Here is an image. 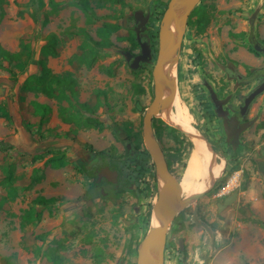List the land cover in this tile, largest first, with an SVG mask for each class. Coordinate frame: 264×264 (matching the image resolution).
I'll list each match as a JSON object with an SVG mask.
<instances>
[{
	"label": "rangeland",
	"instance_id": "obj_1",
	"mask_svg": "<svg viewBox=\"0 0 264 264\" xmlns=\"http://www.w3.org/2000/svg\"><path fill=\"white\" fill-rule=\"evenodd\" d=\"M51 1L63 6L53 12ZM74 1L0 0V45L16 53L27 44L31 53L24 71L0 69V104L10 115L0 119V141L12 144L11 150L0 152V181L3 168L12 165L19 193L2 203L5 193L0 184V257L8 259V264H116L119 259L122 264H136L137 246L153 218L158 186L143 144L142 119L153 98L159 25L171 0H122L119 4L86 0L94 20ZM199 7L209 21L203 27L201 18L189 19L177 73L178 103L171 108L174 115L162 112L153 126L178 181L195 144L201 143L203 149L207 148L204 141L212 145L213 164L222 166L214 171L212 183L195 192L206 193L169 225L165 264H264V155L259 154L264 148V94L252 105L249 118L253 122L244 128L240 142L230 145L222 116L214 111L207 93L209 85L224 97L219 90L232 86L222 68L227 62L241 73L245 61L251 66L256 62L247 51L258 49L255 42L264 38V0H201ZM136 11L149 15L146 38L152 59L132 70L123 52H139L132 24ZM50 34L59 39L58 56L48 58L46 64L54 75L71 80V91L57 90L67 100L21 89L25 79L38 74L39 50ZM96 42L108 47L97 49L96 63L87 67L85 60ZM253 86L237 93L246 94ZM229 98L237 104L235 94ZM35 103L48 112H37ZM87 113L98 117L101 131L77 126L76 121H83ZM123 140L138 151L122 160ZM85 150L120 158L130 185L112 200L87 201L84 195L91 181L82 170ZM33 153L42 157L33 159ZM52 156L63 157L66 166L45 165ZM233 174H238L236 186L226 192ZM231 194L235 199L219 210L218 205ZM38 197L57 202L48 207L34 204ZM193 209L209 224L207 233L186 217ZM27 212L39 220L25 224ZM48 253L60 262L49 261Z\"/></svg>",
	"mask_w": 264,
	"mask_h": 264
},
{
	"label": "water",
	"instance_id": "obj_2",
	"mask_svg": "<svg viewBox=\"0 0 264 264\" xmlns=\"http://www.w3.org/2000/svg\"><path fill=\"white\" fill-rule=\"evenodd\" d=\"M200 1L201 0H171L159 25L158 51L152 69L153 98L145 109L142 119L143 144L155 168L158 196L154 203L153 218L149 228L144 238L137 246L136 264H164L165 243L169 225L180 212L206 193H195L189 197H182L179 181L169 171L163 151L152 128L153 118L171 109L177 101V73L182 42L188 19ZM133 18L137 24L134 30L137 33L140 53L134 58L133 54L129 51L123 52V55L126 62H130L133 58L130 68L136 70L141 65L150 63L152 54L148 41L142 42L138 35L145 30V24L148 21L149 15L146 14L144 16L142 11H136L133 14ZM262 92H264V81L251 93L247 104ZM183 132L188 135L197 136L186 131ZM204 142L209 149L212 161L216 162L214 150L208 142ZM116 175V172H112L107 168L102 169L97 174V183L100 182L101 178L115 183ZM233 196L235 197V195H231L225 199L223 205H218V209L221 210L229 205L235 199ZM194 221L199 224L195 215ZM202 226L207 229L206 225ZM117 264H122V260H119Z\"/></svg>",
	"mask_w": 264,
	"mask_h": 264
},
{
	"label": "flooded vegetation",
	"instance_id": "obj_3",
	"mask_svg": "<svg viewBox=\"0 0 264 264\" xmlns=\"http://www.w3.org/2000/svg\"><path fill=\"white\" fill-rule=\"evenodd\" d=\"M198 6H199V4H198ZM188 21H189V19H188ZM132 24H133V31L135 33V39L137 42V33L134 30L137 27V24L135 23V20L133 17H132ZM187 26H188V23H187ZM146 29H147V23L145 24V30L138 34L142 42L147 40V38H146V31L147 30ZM186 30H187V28H186ZM185 34H186V32H185ZM184 37H185V35H184ZM183 40H184V38H183ZM262 40H264V38L261 39V41L255 42V44H257L256 48H258V49H253L252 47L248 48L247 53L250 55H253L255 58H257V60H256V62H254L253 66L250 65L251 63L248 60L245 61L246 63L243 66L244 73H241L239 71V69L234 64L229 63V62L226 63V66L222 67L223 72L225 73V76H226L225 80L228 81V83L232 84V86L229 87L228 91H226V90L220 91L219 90L220 93L225 94L224 97H220L219 93H217L215 90L211 89V87L209 85H207L208 96H209L210 101L213 105L214 111H216V113L219 117H220V115L222 116V127L224 130L225 136H226V141L228 143H230V145H235L234 143L240 142L241 135L245 131L244 128L246 126H250L251 123L253 122V119L249 118V113H250L249 111H250L252 105L254 104L255 100L260 95L264 94V92H262L261 94L256 96L250 103L247 104L248 98L251 95V93L264 81V59H262V58H264V45L262 44ZM137 44H138V42H137ZM255 44L253 45V47L255 46ZM182 45H183V42H182ZM138 47H139V52H138V54H139L140 53L139 44H138ZM181 49H182V47H181ZM252 50L256 51V53L252 52ZM180 53H181V51H180ZM132 54H133V58L136 55H138V54H134V53H132ZM260 54H262V56H263L261 59L259 58L261 56ZM133 58L130 60V62H127L129 65L131 64ZM179 62H180V58H179ZM142 66L143 65H141L138 69H140ZM203 83H206V81H203ZM252 83L254 84V86L246 94L242 93L241 91L239 93H237L238 89H245L246 87H248ZM228 92H232V93L228 94ZM232 94L233 95L235 94V101L237 102L236 105L231 104V102H230L229 97ZM236 94H238V95H236ZM227 98H229V101L224 103V101L227 100ZM206 110H207V112L209 111V109H206ZM219 113H220V115H219ZM155 120H156V118H153V121H155ZM153 121H152V128L154 131V135L157 139V136L155 134V129L153 126ZM157 141H158V139H157ZM123 143H124L125 153H124V156L122 157V160L133 157L134 154L137 153V151H138L137 147H135L134 145H132L131 143H129L126 140H123ZM158 143H159V141H158ZM159 145H160V143H159ZM160 147H161V145H160ZM211 147L214 150L212 145H211ZM85 152H87V153H83L84 154L83 158L85 156H87V154H90V157L88 160H86V158H84L85 160H83V158H81L82 170L84 172V175L88 179H90V181H91V185L84 195L85 196L84 198L87 201H91V200H94L97 198H101V199L104 198V199H111L112 200V199H114V197H117L118 195H120L126 189V187H128L130 185L131 180H130V178H127L124 175L123 170H122V165H121L122 160L120 158L114 159L106 153H104V155H101V156L97 155V153L101 152V151L96 152L94 150H91V151L85 150ZM214 152H215V150H214ZM163 154H164V152H163ZM215 154H216V152H215ZM259 154L264 155V148L259 151ZM165 160H166V158H165ZM261 160L264 161V158ZM166 162H167V160H166ZM262 164H263V162H262ZM167 165H168V162H167ZM105 168L109 169L112 172L117 173L115 183L109 182L105 178H101L100 182L97 183V174L102 169H105ZM168 169L171 172L169 165H168ZM155 179H156V176H155ZM156 184H157V181H156ZM90 194H95L96 197L91 198ZM188 208H189V206L186 207L182 212H184L186 209L188 210ZM188 212L190 213L191 211L189 210ZM189 213L186 214V217L188 219L189 218L191 219V223L194 225L202 227L203 230L207 233L209 231L210 227H209V224H207L206 222L203 221V214L201 212H199L197 209H193L192 212L190 214ZM194 215H195L197 222L199 224L195 223ZM202 225H206L207 229H205ZM169 247H170V242L168 241V238L166 236L165 250H167ZM165 255H166V251H164V264H165ZM119 260H122V259H119ZM117 262H116V264H117ZM122 263H123V260H122Z\"/></svg>",
	"mask_w": 264,
	"mask_h": 264
},
{
	"label": "trees",
	"instance_id": "obj_4",
	"mask_svg": "<svg viewBox=\"0 0 264 264\" xmlns=\"http://www.w3.org/2000/svg\"><path fill=\"white\" fill-rule=\"evenodd\" d=\"M109 2L119 4L122 0H107ZM77 6L90 17V19H95V16L92 14L89 4L86 0H75L74 1ZM52 6L53 12L57 11L63 6V3H55L53 1L50 2ZM196 16L198 19L203 20V27L208 24V17L206 13L202 10L201 7L197 6L193 12L191 13L189 19H192ZM48 23V19L45 16L43 19V24L46 25ZM189 23V21H188ZM134 42L137 44L136 39ZM262 44L264 45V40H262ZM59 46V39L55 34H50L46 37L44 44L40 47L39 50V57H38V67L39 72L38 74L31 75L22 84V91L27 93H33L35 95L42 94L50 99H60V100H67L65 93H59L57 90L59 87H67L68 90H72L71 87V80L67 77H61L54 75L51 70L48 68L46 61L48 58H56L58 56V47ZM96 48H91L89 50V57L85 60L87 67H92L97 59H98V50L102 48H107L108 44L105 43H98L95 44ZM260 49V48H259ZM252 52L256 53V51ZM31 53L29 49V45L23 44L21 48L16 53H10L5 50L0 45V69L6 68L8 71H12V69H16L20 72L24 71L30 61ZM35 110L37 112H48L47 107H41L39 104H34ZM10 115L6 109V107L0 104V119H9ZM64 122L68 123L70 119H63ZM81 122V123H80ZM76 124L79 128L83 129H96L98 131L102 130V123L98 120V117L95 116L93 113H87L85 119L83 121H76ZM12 149V144L7 141H0V152H7ZM105 152L101 151L98 152L97 155L101 156L104 155ZM33 159H39L42 156L39 153L30 154ZM67 162L64 160L63 157L52 156L47 159L45 165H50L53 168H63L65 167ZM36 182H40V179L35 180ZM1 187L4 190L5 195L3 196L2 203L7 200H13L18 197V189L14 185V176H13V166L8 165L3 168V178L0 181ZM91 198L96 197L95 194H90ZM34 204H40L45 207L53 205L57 202L55 198L46 199L44 197H38L34 201ZM39 220L38 215L34 218L32 215L27 212L25 216L24 223L31 224L33 221ZM259 223V222H258ZM264 227V223H262ZM49 261L52 262H60V259L56 257L52 253H48ZM0 262L3 264H8V259L0 257Z\"/></svg>",
	"mask_w": 264,
	"mask_h": 264
},
{
	"label": "bare ground",
	"instance_id": "obj_5",
	"mask_svg": "<svg viewBox=\"0 0 264 264\" xmlns=\"http://www.w3.org/2000/svg\"><path fill=\"white\" fill-rule=\"evenodd\" d=\"M177 103L178 100L174 103L173 107L177 105ZM171 111L172 110L169 109L168 114H173ZM159 116L160 115L157 117ZM205 149H203L202 144L200 143L195 144L191 150L187 166L185 167L182 178L179 181L182 195L188 196L200 189H204L214 180V171L218 170V166L219 168L222 166L221 164L214 166L211 155H209ZM237 180L238 174H233L228 183V187L225 189L226 192L231 191L236 186Z\"/></svg>",
	"mask_w": 264,
	"mask_h": 264
}]
</instances>
